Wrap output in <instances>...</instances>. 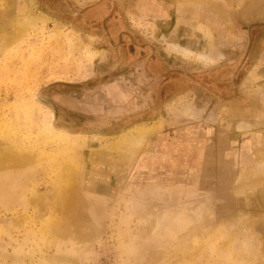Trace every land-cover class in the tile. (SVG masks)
<instances>
[{"label":"rangeland","instance_id":"obj_1","mask_svg":"<svg viewBox=\"0 0 264 264\" xmlns=\"http://www.w3.org/2000/svg\"><path fill=\"white\" fill-rule=\"evenodd\" d=\"M209 1L0 0V264H264V0Z\"/></svg>","mask_w":264,"mask_h":264},{"label":"bare ground","instance_id":"obj_2","mask_svg":"<svg viewBox=\"0 0 264 264\" xmlns=\"http://www.w3.org/2000/svg\"><path fill=\"white\" fill-rule=\"evenodd\" d=\"M199 1V0H198ZM204 2H208V3H211L209 0H204ZM213 4V6L215 7V9H217L222 15H224V12L222 11V8L219 6V5H217V4H215V3H212ZM212 4H209V5H212ZM28 20V19H27ZM32 20V19H31ZM15 36V35H14ZM181 47V46H180ZM183 50H185V49H183ZM216 50V49H215ZM188 52V51H187ZM212 53V52H211ZM188 54V53H187ZM213 54H214V52H213ZM211 54L210 53H207V56H209L210 57V60L212 59V56H210ZM207 56H204V58H207ZM202 58V57H201ZM209 59V58H208ZM184 111H185V109H184ZM188 112H189V110H188ZM155 133V130H154V128H153V130H148V131H145V132H143V133H141V134H139L140 135V139H139V142H138V147L140 148V147H142L143 145H144V142H146L145 140L147 139V137L148 136H150L151 134L153 135ZM149 139V138H148ZM150 140V139H149ZM148 141V140H147ZM141 152V149H139V150H137V151H133L132 153H134V154H128L127 155V157H129L130 155H131V158H132V156H136V155H138L139 153ZM257 157H258V159H264V149H261V150H259V151H257ZM21 161V163L23 162V160H20ZM24 162H25V160H24ZM13 163H19L20 164V162L18 161V160H13ZM121 163V162H120ZM18 164V165H19ZM15 166V165H14ZM244 177V176H243ZM245 179V178H244ZM247 180V179H246ZM62 196H63V199L61 200H59V201H57V203H58V205H60L61 207H63V208H65V209H67V208H69V207H71L72 206V204H73V200H74V193L72 194V192L71 191H68L67 189L66 190H63L62 191ZM73 196V197H72ZM72 203V204H71ZM71 204V205H70ZM70 205V206H69ZM97 214V213H96ZM73 216V215H72ZM80 218V217H79ZM81 219V218H80ZM80 219H78V220H80ZM74 222H75V218H74V220H73ZM81 221V220H80ZM76 222H78V221H76ZM59 225V224H58ZM65 229H63L61 226H58L57 228H54V229H52V233H55V234H63V231H64ZM50 232V233H51ZM60 236V235H59ZM257 247H256V245H254L253 243L250 245V250H251V253L252 254H255V255H258L259 254V252L257 251Z\"/></svg>","mask_w":264,"mask_h":264}]
</instances>
